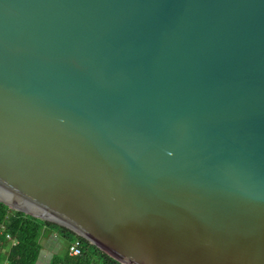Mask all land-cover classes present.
Masks as SVG:
<instances>
[{"label": "water", "instance_id": "95a60500", "mask_svg": "<svg viewBox=\"0 0 264 264\" xmlns=\"http://www.w3.org/2000/svg\"><path fill=\"white\" fill-rule=\"evenodd\" d=\"M0 202L121 264H264V0H0Z\"/></svg>", "mask_w": 264, "mask_h": 264}, {"label": "trees", "instance_id": "16d2710c", "mask_svg": "<svg viewBox=\"0 0 264 264\" xmlns=\"http://www.w3.org/2000/svg\"><path fill=\"white\" fill-rule=\"evenodd\" d=\"M45 229L62 239L59 250L51 254L48 264H121L70 230L10 209L1 202L0 264H34L41 249L39 238ZM74 240L79 241L80 254L70 256L67 247Z\"/></svg>", "mask_w": 264, "mask_h": 264}, {"label": "rangeland", "instance_id": "374dc122", "mask_svg": "<svg viewBox=\"0 0 264 264\" xmlns=\"http://www.w3.org/2000/svg\"><path fill=\"white\" fill-rule=\"evenodd\" d=\"M61 238L57 237L54 233L44 231L40 237L42 248L39 251L38 258L34 264H47L50 255L59 250L62 242Z\"/></svg>", "mask_w": 264, "mask_h": 264}, {"label": "built area", "instance_id": "2783aa9c", "mask_svg": "<svg viewBox=\"0 0 264 264\" xmlns=\"http://www.w3.org/2000/svg\"><path fill=\"white\" fill-rule=\"evenodd\" d=\"M5 238L10 240V237L8 235H5ZM67 253L70 256L79 255L80 254L79 241L77 240L72 241L67 247Z\"/></svg>", "mask_w": 264, "mask_h": 264}, {"label": "crops", "instance_id": "0c3cea01", "mask_svg": "<svg viewBox=\"0 0 264 264\" xmlns=\"http://www.w3.org/2000/svg\"><path fill=\"white\" fill-rule=\"evenodd\" d=\"M44 231H48L47 229H45ZM49 232H51V231H49ZM53 233V232H52ZM39 243L41 244V242H40V238H39ZM41 248H42V246H41ZM51 256V255H50ZM47 264H48V260H47Z\"/></svg>", "mask_w": 264, "mask_h": 264}]
</instances>
